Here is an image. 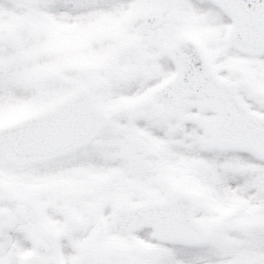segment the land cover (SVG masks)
<instances>
[{
  "label": "snow or ice",
  "instance_id": "6c2138e0",
  "mask_svg": "<svg viewBox=\"0 0 264 264\" xmlns=\"http://www.w3.org/2000/svg\"><path fill=\"white\" fill-rule=\"evenodd\" d=\"M0 264H264V0H0Z\"/></svg>",
  "mask_w": 264,
  "mask_h": 264
}]
</instances>
